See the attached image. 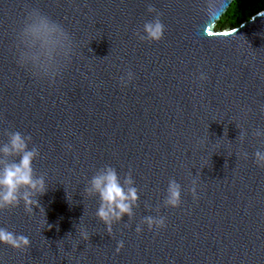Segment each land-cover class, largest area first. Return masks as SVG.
Returning a JSON list of instances; mask_svg holds the SVG:
<instances>
[{
  "label": "water",
  "instance_id": "95a60500",
  "mask_svg": "<svg viewBox=\"0 0 264 264\" xmlns=\"http://www.w3.org/2000/svg\"><path fill=\"white\" fill-rule=\"evenodd\" d=\"M234 1L0 0V143L31 136L34 174L48 185L33 213L23 202L0 210V227L30 240L26 250L0 244V264H264V167L253 162L264 150L253 135L264 128V11L216 30ZM149 3L160 41L136 36L155 17ZM32 8L73 37L76 54L54 82L16 63L15 30ZM104 166L131 172L139 195L111 236L98 197L83 195ZM171 179L177 208L163 206ZM147 215L165 227L137 233Z\"/></svg>",
  "mask_w": 264,
  "mask_h": 264
},
{
  "label": "clouds",
  "instance_id": "9594fccd",
  "mask_svg": "<svg viewBox=\"0 0 264 264\" xmlns=\"http://www.w3.org/2000/svg\"><path fill=\"white\" fill-rule=\"evenodd\" d=\"M148 13H155L152 20L145 21L141 31L136 33L140 41H160L164 36L165 26L160 19V13L149 3ZM76 54L72 35L57 21L50 18L38 8L25 11L21 26L15 30V59L16 63L29 70L38 79H48L54 82L62 73L64 66ZM135 74L128 70L119 78L122 86H127ZM200 79H206L201 73ZM256 137H264V128L257 127L253 133ZM6 143H0V210L14 208L23 202L25 211L33 213L34 207H40L38 196L47 191V183L43 175L34 174L33 162L39 156L36 146L29 147L31 136L19 131L7 133ZM245 133L241 130L239 138L243 141ZM66 147L71 150V145ZM247 159V153H241ZM4 157H17L7 162ZM253 162L258 167H264V150L257 149L253 153ZM196 181H193L191 193L195 198ZM84 196L98 197L96 218L105 226L109 236L112 235L114 223L121 222L126 215L129 220L134 216L139 195L131 172L121 177L112 166L100 168L87 182ZM181 204V185L171 179L168 182L166 196L163 200L165 208H177ZM147 207V206H146ZM41 209V208H40ZM159 212V209H156ZM166 218L161 215L144 216L137 224L135 231L140 233L142 225L149 230L154 227H165ZM51 228V225H48ZM79 237L88 241L90 234L82 226H78ZM0 244L16 250H26L30 246L27 236L16 234L7 228L0 227ZM123 247V241H118L117 251Z\"/></svg>",
  "mask_w": 264,
  "mask_h": 264
},
{
  "label": "trees",
  "instance_id": "16d2710c",
  "mask_svg": "<svg viewBox=\"0 0 264 264\" xmlns=\"http://www.w3.org/2000/svg\"><path fill=\"white\" fill-rule=\"evenodd\" d=\"M264 11V0H235L217 23L216 30L234 29Z\"/></svg>",
  "mask_w": 264,
  "mask_h": 264
}]
</instances>
